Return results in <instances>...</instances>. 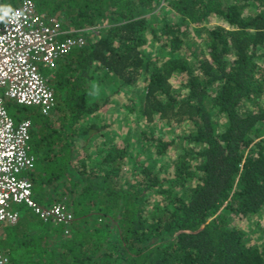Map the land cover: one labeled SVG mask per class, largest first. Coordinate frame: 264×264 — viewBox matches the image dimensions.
Returning a JSON list of instances; mask_svg holds the SVG:
<instances>
[{"label": "trees", "instance_id": "1", "mask_svg": "<svg viewBox=\"0 0 264 264\" xmlns=\"http://www.w3.org/2000/svg\"><path fill=\"white\" fill-rule=\"evenodd\" d=\"M3 1L2 9L20 2ZM33 1L85 43L40 68L54 87L52 115L5 104H17L8 109L15 121L31 119L25 175L34 199L62 202L73 216L46 221L20 205L19 219L0 226L8 263L264 264V242L232 223L264 213V0ZM101 19L108 24L87 30ZM105 77L113 91L144 81L126 107L148 125L190 123L170 139L142 131L158 154L176 146L167 175L142 159L133 164L139 181L123 179L135 154L81 124L106 103L92 86ZM153 191L161 197L149 202Z\"/></svg>", "mask_w": 264, "mask_h": 264}, {"label": "built area", "instance_id": "2", "mask_svg": "<svg viewBox=\"0 0 264 264\" xmlns=\"http://www.w3.org/2000/svg\"><path fill=\"white\" fill-rule=\"evenodd\" d=\"M73 32L62 26L59 16L40 12L33 0H20L0 20V223L19 219L15 204L28 206L46 221L72 219L62 202L41 205L34 199L32 181L25 175L34 163L29 151L31 120L15 121L5 100L49 113L55 104L54 88L40 68L55 66L71 49L85 43L83 35ZM8 260L0 246V264Z\"/></svg>", "mask_w": 264, "mask_h": 264}, {"label": "rangeland", "instance_id": "3", "mask_svg": "<svg viewBox=\"0 0 264 264\" xmlns=\"http://www.w3.org/2000/svg\"><path fill=\"white\" fill-rule=\"evenodd\" d=\"M5 1L6 0H4L3 2L6 3ZM5 7H10V4ZM162 9H159V7H157L152 12H157L156 14H160L162 12ZM216 23L223 22L220 20H211L207 25L212 26ZM107 24L108 23L106 19H101L97 21L95 25H92V27L88 30L96 32L98 31V28L106 26ZM190 34V40L196 39L197 43H199V47L201 48V40L199 38H195L196 35L192 30ZM146 36H150V33L148 31ZM144 48H146L147 51L153 50V46L149 43L145 44ZM183 49H185L184 51H189L188 47H184ZM200 53H202L201 50ZM104 79L105 80L93 81L92 86L94 89V97L97 99H101V95H106V103H104L91 114L82 117L80 120L81 124L83 123V125H88L89 123H94L96 126H99L97 130L94 131L95 134L94 136H92V139L99 138L103 140L108 134H113L116 136L115 139L119 145L123 143L126 144L129 151L135 154L127 159H124L121 171V177L123 179L129 181H139L141 175L135 173L133 164L134 162H138L139 160L141 161L142 159L147 163H152L154 171H158L159 169H161L159 170L160 175H167V171L171 170V160L174 157L172 153L176 146H170L166 151L158 154L156 153L155 145L152 144L153 142L149 141L148 139L144 142L141 140L146 137L149 138L151 135V130H153L155 137L161 134L163 139H170L175 135L189 129L190 123L184 121L180 124H176L174 122L168 123L165 120L154 119V123H150L148 125L145 122V119H139L134 111H129L126 107V104L130 103L132 98L135 99L138 92L144 85V81L139 77L135 85L120 86L116 91H113V87L115 84L113 82H110L109 78L105 77ZM174 79L175 78H172V81ZM12 104L14 106H17V104L15 103ZM12 104L8 105V109H13ZM48 115H52V112ZM144 130L146 131V134L143 138L141 135L142 131ZM91 142L92 141H90V144ZM90 149L91 148L89 147V150ZM169 163L170 165H168ZM165 167L167 170L165 169ZM160 197L161 194L153 191L150 194L148 201L152 202L154 199H159ZM232 223L239 228L247 230L251 242H264V213L254 214L252 218L248 219L244 216H237L232 219Z\"/></svg>", "mask_w": 264, "mask_h": 264}, {"label": "clouds", "instance_id": "4", "mask_svg": "<svg viewBox=\"0 0 264 264\" xmlns=\"http://www.w3.org/2000/svg\"><path fill=\"white\" fill-rule=\"evenodd\" d=\"M9 11H10V9H0V12H2V14H0V20H3L6 16H8V13H9ZM92 26H88V27H86L87 28V30L89 29V28H91ZM48 76V75H47ZM48 80H49V77H48ZM51 84V83H50ZM52 85V84H51ZM53 87V86H52ZM54 88V87H53ZM6 101V100H5ZM8 101H12V100H9L8 99ZM14 102V101H13ZM16 103V102H15ZM17 104H19V103H17ZM19 105H23V104H19ZM30 106H32V105H30ZM36 107V106H35ZM7 108V107H6ZM38 108V107H37ZM8 110V109H7ZM41 111V110H40ZM53 111V109L49 112V113H51ZM43 113V112H42ZM49 113H46V114H49ZM43 114H45V113H43ZM24 118H28V117H24ZM21 119H23V118H21ZM30 119V118H29ZM31 120V119H30ZM31 125H32V123H31ZM30 129H31V127H30ZM29 144H30V142H29ZM20 205H23V204H15V207L16 208H18L19 209V211H20V208H19V206ZM50 221V220H49ZM52 222H54L53 220H51ZM15 223V222H14ZM57 223H59V222H57ZM2 224H11V223H0V226L2 225ZM1 246V245H0ZM2 247V246H1ZM3 248V247H2ZM4 249V248H3ZM5 251V250H4ZM8 256V255H7ZM9 261V260H8ZM8 263V262H7ZM6 263V264H7Z\"/></svg>", "mask_w": 264, "mask_h": 264}]
</instances>
